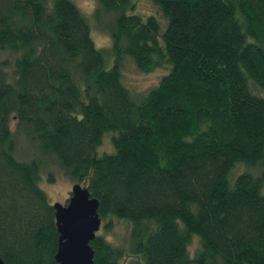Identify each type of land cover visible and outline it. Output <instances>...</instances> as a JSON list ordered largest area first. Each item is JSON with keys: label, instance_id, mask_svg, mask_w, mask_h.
I'll list each match as a JSON object with an SVG mask.
<instances>
[{"label": "trees", "instance_id": "obj_1", "mask_svg": "<svg viewBox=\"0 0 264 264\" xmlns=\"http://www.w3.org/2000/svg\"><path fill=\"white\" fill-rule=\"evenodd\" d=\"M94 1L106 48L70 0H0L1 260L54 264L57 172L125 228L93 264H264V0ZM125 60L167 72L135 96Z\"/></svg>", "mask_w": 264, "mask_h": 264}, {"label": "rangeland", "instance_id": "obj_2", "mask_svg": "<svg viewBox=\"0 0 264 264\" xmlns=\"http://www.w3.org/2000/svg\"><path fill=\"white\" fill-rule=\"evenodd\" d=\"M79 11L86 17L89 28H90V37L97 48H106L108 47V38L104 32H101L97 25L103 28L107 21H110V16L101 15L97 19L93 16V11L95 8L94 0H70ZM135 9L138 13L143 15H156L159 19L162 20V17L156 11V9L151 5L149 0H134ZM97 25H96V23ZM167 72L166 68L156 69L150 73H141L136 69L134 64L125 60V65L122 72V82L128 88V90L135 96H140L145 93L148 89L153 87L159 81V78ZM101 146L97 148V152L108 151L109 145L107 142V137H104ZM23 149V146L20 147ZM245 171V168L238 167L237 172L241 173ZM40 187L45 193L50 205L53 203L65 204L68 196L70 187L73 183L68 181L66 178L62 177L59 173L54 172L53 177L54 181L52 184H48L45 181V176H41ZM102 234L103 238L106 241L112 243L113 245L119 244L120 240L125 234V228L123 225L110 227L108 232H102L101 226L96 233V235ZM95 235V236H96Z\"/></svg>", "mask_w": 264, "mask_h": 264}, {"label": "water", "instance_id": "obj_3", "mask_svg": "<svg viewBox=\"0 0 264 264\" xmlns=\"http://www.w3.org/2000/svg\"><path fill=\"white\" fill-rule=\"evenodd\" d=\"M54 227L57 233L54 264H93L89 247L101 226L97 201L89 198L85 188L70 187L65 204L53 203ZM0 264H4L0 258Z\"/></svg>", "mask_w": 264, "mask_h": 264}]
</instances>
